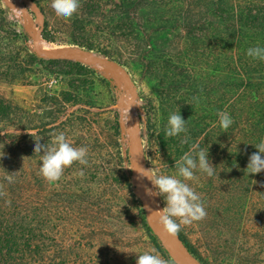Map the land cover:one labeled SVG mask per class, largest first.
I'll return each instance as SVG.
<instances>
[{
	"label": "rangeland",
	"instance_id": "rangeland-1",
	"mask_svg": "<svg viewBox=\"0 0 264 264\" xmlns=\"http://www.w3.org/2000/svg\"><path fill=\"white\" fill-rule=\"evenodd\" d=\"M95 1L97 14L78 7L60 19L51 0H0V183L19 201L32 203L40 231L38 252L21 250L14 264H136L137 255L154 248L137 216L141 208L169 259L180 264L153 227L145 191L151 185L136 168L175 174L177 159L161 154L151 129L154 122L164 127L177 110L186 131L209 111L264 116V61L246 55L249 47L264 46L263 37L238 26L248 11L263 13L264 0H145L144 11L135 9L134 0ZM123 9L145 43L119 38L126 33L119 22ZM43 21L49 40L42 38ZM77 28L85 30V39L101 33L99 47L112 58L72 44L69 35ZM40 44L56 51H42ZM58 67L68 72L60 74ZM234 73L251 81L254 94L231 87ZM63 91L77 101L56 110L50 97ZM217 113L207 128L209 143L196 140L208 148L214 174L197 170L186 181L200 195L206 216L180 231L209 264H264V171L252 175L246 169L264 123L253 141L249 116L225 131ZM61 132L88 149V164H73L49 184L38 174L34 140L48 144ZM80 169L83 176L76 175ZM9 174L13 185L5 179ZM153 199L159 209L164 206L162 197ZM103 210L111 217L94 216Z\"/></svg>",
	"mask_w": 264,
	"mask_h": 264
},
{
	"label": "trees",
	"instance_id": "trees-1",
	"mask_svg": "<svg viewBox=\"0 0 264 264\" xmlns=\"http://www.w3.org/2000/svg\"><path fill=\"white\" fill-rule=\"evenodd\" d=\"M144 1L145 0H134L135 9L138 10L139 8L141 11L146 10L147 4ZM127 2L128 1H122V4L126 5ZM79 5V8L80 10H82V13L88 12L97 14L100 10L98 2H96L95 0H80ZM123 10L125 13L120 15L119 22L120 25H122L121 30H124L126 33L119 32V38L125 37L127 39L133 40L137 43V45L138 43H145V35H143L142 29L137 30L136 28L132 27V20L130 21L129 18L130 14H127L126 9ZM239 20V27L243 28V26H246L247 28H250L255 31L254 33L258 32V34L263 37L264 41V12L253 13L252 11H248L246 15H243L242 18H239ZM143 22L147 21L143 20ZM42 27V38L47 40V21H43ZM75 30L76 31L69 35L70 42L72 44H75L79 48L85 49L87 51H96L105 58H112L111 56H109V53L106 50L99 47V40L102 39L101 33H98V31H96L95 33H93V35H87V38L85 39L84 37H86V33L84 32V29L77 28ZM50 42L53 43L54 41ZM192 53L194 54V51H192ZM238 53L240 54V52ZM58 60L51 59L52 62H57ZM74 64L79 65L78 63ZM160 64L162 65V61ZM156 68L160 69L158 64H156ZM57 70L58 72H60V74H66V72H68L67 70H61L59 67ZM52 72L55 73L56 71L53 70ZM234 72L238 71H236V69L234 68ZM231 82V87L233 88H235L237 85L244 86L242 87L243 96H245L248 92H250V94H254V85H252L249 79L244 78L242 75L234 73ZM233 88H230L231 91L235 93L233 95H237L238 93ZM50 98L53 101L52 103L55 106L56 110L64 108V106L67 104H74L77 101L75 95H72L71 93L65 91L59 94H54V96H51ZM209 112L211 114L207 113L206 118H201L198 122H196V127H191L193 130L188 129L185 133H181L176 137H166L164 135L165 126L163 127V124H161V122H154L153 126L151 125L153 127V129H151L152 137H154L155 143L157 144V148L161 152V154L168 159L175 157L178 161L181 155L184 152L188 151L190 145L196 143L197 139L203 137L202 140L200 139V141H207V139L211 137L210 133H207V128L210 124V118L211 116L215 117L217 111H214L216 113H212L213 111ZM229 113L233 121L232 125L241 124L243 122V117L249 116L255 123L253 125H250L251 120H246V127L248 128L247 132L249 133L252 130L255 131L251 136L253 141H256L258 138H260V135L256 136V131H259L258 128L260 124L262 122L264 123V116L261 111H255L253 113L246 114L242 111L236 112L235 109H232ZM159 117L161 118V113L159 114ZM68 121V123H72L71 120ZM45 127L46 126H43L42 128ZM182 140H186V142L181 143ZM207 143L209 142L207 141ZM207 143L203 144L202 146H208ZM198 144L201 147V143ZM173 163L176 165V160L173 161ZM14 182L15 181L12 180L11 184L13 185ZM83 196L85 199H87L86 193L83 194ZM19 200L22 199H18L17 193H15L12 188L10 190H7L5 185L3 183H0V264H14L15 256L21 250H27L28 252H31L30 255L32 256H34V254L38 252L39 245L36 235L40 232L38 231L39 229L37 230V227L39 228V225H37L39 224L38 212L36 211V208L33 207L32 203L28 202L27 200H24L23 202ZM82 202L80 205H82ZM80 211L84 212V210ZM94 216H97L98 218H105L111 217V214L106 210H103V212H99L97 215L95 213ZM137 216L140 220L142 228L148 236L149 241L154 246L156 251L161 255V257L166 261L167 264H175L169 259L167 251L162 247V245L158 241V238L154 234L152 228L148 226L145 219V212L142 208L138 211ZM90 218H93V216H91ZM176 237L178 241L182 244V247L186 250V252L199 264H209L206 260L200 257L199 253L186 239V237L181 231L176 234Z\"/></svg>",
	"mask_w": 264,
	"mask_h": 264
},
{
	"label": "clouds",
	"instance_id": "clouds-1",
	"mask_svg": "<svg viewBox=\"0 0 264 264\" xmlns=\"http://www.w3.org/2000/svg\"><path fill=\"white\" fill-rule=\"evenodd\" d=\"M79 7V0H51L50 8L57 18L67 19L71 17ZM246 55L253 60L264 61V46L256 45L246 50ZM195 99V98H194ZM217 123L223 130L229 129L233 121L227 112L217 113ZM186 121L179 114V110L169 114L165 127L166 137H176L186 132ZM28 134V133H27ZM29 135V134H28ZM32 136L37 132L33 131ZM32 152L39 156L38 174L49 184H56L64 170L73 164L86 166L88 164L86 147H76L68 140L63 132L54 135L48 144H40V138L34 140ZM182 140L181 143H185ZM256 152L252 154L246 166L248 174L255 175L264 171V137L255 145ZM164 167H167L164 164ZM208 159V148L204 150L198 143L190 145L188 151L184 152L176 161V171L173 175L156 173L140 168L136 171L141 177L146 178L150 189H145L146 194L151 197L163 198L164 206L158 210L151 211L156 214L158 223L163 230L171 236H175L182 226L200 221L206 216V211L201 202V197L191 188L186 181L194 179V172L199 171L209 177L213 176L214 169ZM76 175L83 176V169ZM11 182L13 176L5 177ZM136 264H165L155 248L137 255Z\"/></svg>",
	"mask_w": 264,
	"mask_h": 264
},
{
	"label": "bare ground",
	"instance_id": "bare-ground-1",
	"mask_svg": "<svg viewBox=\"0 0 264 264\" xmlns=\"http://www.w3.org/2000/svg\"><path fill=\"white\" fill-rule=\"evenodd\" d=\"M43 45L44 46H41V44H40V47H39V49L42 50V51H45V52L56 51V49L50 48L46 44H43ZM76 55H78L77 58H79V57H81V58L83 57L84 58L85 57V59L87 60V58L85 56L86 54L84 55L83 53H78ZM81 58H79V59H81ZM153 198L154 197H151V196L148 195V199L146 200L147 201V209H148V213H149L150 219L152 220L153 227L156 229V231L159 234V237L161 238L162 242L164 243V245L166 246V248L168 249V251L172 254V256L180 264H194V262L186 254L184 248H181L183 251H181L179 249V247L181 246V244L177 241L176 237L169 235L168 233H166L163 230V228L161 227V225L158 223V217H157V215L156 214H150L151 211H155V210H158L159 209V207H158L159 205L156 204V200L153 199Z\"/></svg>",
	"mask_w": 264,
	"mask_h": 264
},
{
	"label": "water",
	"instance_id": "water-1",
	"mask_svg": "<svg viewBox=\"0 0 264 264\" xmlns=\"http://www.w3.org/2000/svg\"><path fill=\"white\" fill-rule=\"evenodd\" d=\"M175 237H176V235H175ZM176 239H177V237H176ZM177 241H178V239H177ZM179 242V241H178ZM180 243V242H179ZM181 244V243H180ZM182 245V244H181Z\"/></svg>",
	"mask_w": 264,
	"mask_h": 264
}]
</instances>
